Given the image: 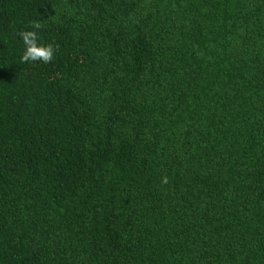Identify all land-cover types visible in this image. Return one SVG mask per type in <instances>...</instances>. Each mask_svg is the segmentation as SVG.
<instances>
[{"label":"trees","instance_id":"1","mask_svg":"<svg viewBox=\"0 0 264 264\" xmlns=\"http://www.w3.org/2000/svg\"><path fill=\"white\" fill-rule=\"evenodd\" d=\"M0 264H264V0H0Z\"/></svg>","mask_w":264,"mask_h":264},{"label":"clouds","instance_id":"2","mask_svg":"<svg viewBox=\"0 0 264 264\" xmlns=\"http://www.w3.org/2000/svg\"><path fill=\"white\" fill-rule=\"evenodd\" d=\"M22 40L25 45V51L22 56L23 61H37L49 62L53 57V49L51 46L42 47L36 43L37 36L34 32L28 31L22 33Z\"/></svg>","mask_w":264,"mask_h":264}]
</instances>
